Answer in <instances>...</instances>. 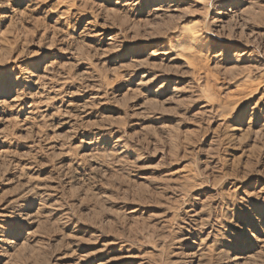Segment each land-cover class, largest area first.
Returning a JSON list of instances; mask_svg holds the SVG:
<instances>
[{"label":"rangeland","instance_id":"374dc122","mask_svg":"<svg viewBox=\"0 0 264 264\" xmlns=\"http://www.w3.org/2000/svg\"><path fill=\"white\" fill-rule=\"evenodd\" d=\"M0 264H264V0H0Z\"/></svg>","mask_w":264,"mask_h":264},{"label":"bare ground","instance_id":"6f19581e","mask_svg":"<svg viewBox=\"0 0 264 264\" xmlns=\"http://www.w3.org/2000/svg\"><path fill=\"white\" fill-rule=\"evenodd\" d=\"M182 31H184L186 33L185 35H188L187 37H189L191 40L196 41V39L199 37V33L195 31V28L193 30V28L191 29L189 25H184Z\"/></svg>","mask_w":264,"mask_h":264}]
</instances>
